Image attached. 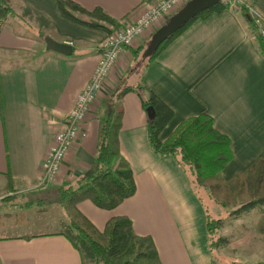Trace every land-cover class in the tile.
I'll return each instance as SVG.
<instances>
[{
	"label": "crops",
	"instance_id": "obj_1",
	"mask_svg": "<svg viewBox=\"0 0 264 264\" xmlns=\"http://www.w3.org/2000/svg\"><path fill=\"white\" fill-rule=\"evenodd\" d=\"M71 1L86 10L101 8L115 24L87 16L104 27L73 22L55 0H10L16 15L0 25V200L74 183L92 165L102 118L117 104L120 152L131 166L136 190L112 209L89 200L80 201L78 209L99 230L112 216H128L137 234L152 236L161 264H210L202 205L176 160L153 151L147 111L137 91L132 88L119 100L116 94L141 83L173 110L159 141L186 118L209 115L213 127L230 141L232 157L222 170L227 179L264 157V55L256 34L233 4L192 21L146 65L142 52L170 15L145 30L121 52L85 116L82 135L65 154L54 182L43 187L42 164L89 80L100 44L158 0ZM249 1L246 15L264 30V0ZM45 36L70 44L71 54L49 50ZM141 46L134 59L133 51ZM2 215L10 214L2 209ZM10 219L0 225V264H84L60 233L66 218L51 224L49 219L35 231L19 229L21 223Z\"/></svg>",
	"mask_w": 264,
	"mask_h": 264
},
{
	"label": "trees",
	"instance_id": "obj_2",
	"mask_svg": "<svg viewBox=\"0 0 264 264\" xmlns=\"http://www.w3.org/2000/svg\"><path fill=\"white\" fill-rule=\"evenodd\" d=\"M55 2L61 13L73 22L104 27L85 19L87 16L115 24L101 8L86 10L71 0ZM249 2L237 7L245 14L246 21L256 34L260 53L264 55V35L258 30L255 19L246 15ZM228 7V2L222 0L203 10L165 39L151 56L143 57L142 61L148 65L165 45L195 19L205 18L213 12L219 13ZM15 15L10 0H0V25ZM39 37H43L42 32ZM142 48L133 51L134 59L140 57ZM132 88L140 96L144 109L151 107L152 117H148L147 121L148 139L153 151L160 157L172 156L176 160L190 190L203 207L210 264H236V260L230 257L226 261V255L216 254L219 258L216 261L214 253L228 241L221 230L224 216L236 217L243 211L264 205V157L255 158L243 171L225 179L222 170L232 157L230 141L213 127L209 115L202 113L186 118L164 141H159L157 135L171 119L173 110L141 83L135 87L124 86L116 98L119 100ZM120 120L121 107L116 104L102 118L92 165L74 183L55 187L58 204L66 218L60 233L79 251L84 264L86 261L90 264H161L152 236L137 234L128 216H112L99 230L77 207L80 201L89 200L99 208L112 209L136 190L131 166L120 152ZM10 184L8 179L7 188ZM228 205L232 206L227 208ZM221 208L225 209L223 214ZM5 217L0 216V225ZM255 230L264 234V211L257 219Z\"/></svg>",
	"mask_w": 264,
	"mask_h": 264
},
{
	"label": "built area",
	"instance_id": "obj_3",
	"mask_svg": "<svg viewBox=\"0 0 264 264\" xmlns=\"http://www.w3.org/2000/svg\"><path fill=\"white\" fill-rule=\"evenodd\" d=\"M187 0H158L135 20L112 32L101 44L97 62L89 80L77 95L69 112L65 115L62 128L55 134L54 141L42 164L43 174L40 184L44 187L54 182L60 164L70 147L82 135V124L88 110L95 102L108 74L121 52L137 39L145 30L154 27L169 13ZM228 5L248 4L246 0H224ZM247 2V3H246ZM264 35V30L260 31Z\"/></svg>",
	"mask_w": 264,
	"mask_h": 264
},
{
	"label": "rangeland",
	"instance_id": "obj_4",
	"mask_svg": "<svg viewBox=\"0 0 264 264\" xmlns=\"http://www.w3.org/2000/svg\"><path fill=\"white\" fill-rule=\"evenodd\" d=\"M177 9L178 8L168 15H171ZM164 19L166 20V17ZM3 194L2 192L0 193V195ZM57 197V192L49 187L48 190L41 189L37 192L27 193V195L17 196L11 201L0 200V211L4 209L5 212L10 214L9 217L13 221L20 222L21 225L19 229H21L22 226H26L28 230L32 227H34V229H31L32 231L41 230L45 228L49 219L50 224L58 222L61 217L65 220L64 214L58 204ZM230 206L232 205H228L227 208ZM29 207H31V209H28ZM41 208H43V210ZM220 210L221 214H223L225 209L221 208ZM263 211L264 205L249 211H243L236 217L224 216L221 230L228 241L226 244L216 249L214 254L226 255L228 257L225 259L226 261L229 260V257L235 259L236 264H249V262H253V264H264V234L255 230L257 219ZM9 217L3 219L5 220ZM218 255L215 256L216 261L219 259ZM219 261H221V259Z\"/></svg>",
	"mask_w": 264,
	"mask_h": 264
},
{
	"label": "water",
	"instance_id": "obj_5",
	"mask_svg": "<svg viewBox=\"0 0 264 264\" xmlns=\"http://www.w3.org/2000/svg\"><path fill=\"white\" fill-rule=\"evenodd\" d=\"M220 1L222 0H187L178 10L168 16L167 20L152 33L142 52V56H151L165 39L182 27L188 20ZM44 40L49 50L65 55L71 54L72 48L70 44L56 41L50 36H45ZM146 111L148 117H152L151 107H147Z\"/></svg>",
	"mask_w": 264,
	"mask_h": 264
}]
</instances>
